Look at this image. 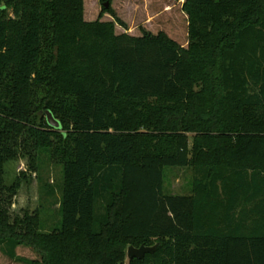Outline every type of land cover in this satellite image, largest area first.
<instances>
[{"label": "trees", "instance_id": "trees-1", "mask_svg": "<svg viewBox=\"0 0 264 264\" xmlns=\"http://www.w3.org/2000/svg\"><path fill=\"white\" fill-rule=\"evenodd\" d=\"M183 11L186 47L85 21L83 0H0L4 255L125 264L129 246H154L127 264H264V0ZM39 149L63 166L49 232L37 213L11 217L19 182H3L8 161ZM166 167L192 169L189 194L163 192Z\"/></svg>", "mask_w": 264, "mask_h": 264}, {"label": "rangeland", "instance_id": "rangeland-1", "mask_svg": "<svg viewBox=\"0 0 264 264\" xmlns=\"http://www.w3.org/2000/svg\"><path fill=\"white\" fill-rule=\"evenodd\" d=\"M184 1L83 0L84 20L111 21L117 34L126 32L142 36L145 32L152 35L163 32L181 47H186L188 17L183 11ZM104 3L108 4L107 9ZM55 120L58 121L57 118ZM31 155L33 154L18 156L5 164L4 184L10 186L19 182V189L12 198L9 211L12 218L16 215L22 216L25 212L37 213L41 231L49 232L61 221L59 206L62 198L63 166L60 158L53 155L52 149H39L33 158ZM192 177L193 171L190 167L164 168L163 192L189 194ZM14 251L16 256L28 261L39 259L32 247L17 246ZM0 264L29 263L10 259L0 251Z\"/></svg>", "mask_w": 264, "mask_h": 264}, {"label": "water", "instance_id": "water-1", "mask_svg": "<svg viewBox=\"0 0 264 264\" xmlns=\"http://www.w3.org/2000/svg\"><path fill=\"white\" fill-rule=\"evenodd\" d=\"M104 7L107 8L108 4L104 3ZM46 114V120L47 123L57 129L59 128L60 124L57 120H55L52 116V114L49 111L45 112ZM155 247H146V246H140L139 248H135L133 246H129L126 253L127 260L136 258V259H142L146 253H152L154 251Z\"/></svg>", "mask_w": 264, "mask_h": 264}]
</instances>
